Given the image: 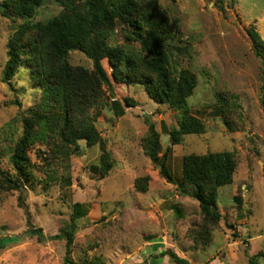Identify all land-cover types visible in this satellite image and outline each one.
I'll return each mask as SVG.
<instances>
[{"label": "rangeland", "instance_id": "rangeland-1", "mask_svg": "<svg viewBox=\"0 0 264 264\" xmlns=\"http://www.w3.org/2000/svg\"><path fill=\"white\" fill-rule=\"evenodd\" d=\"M157 1L166 10L174 35L166 47L171 65L196 75L187 106L203 122L204 132L185 135L179 144L170 145L168 133L178 126L181 112L154 102L142 86L112 81L114 95L103 87L105 104L98 108L96 121L114 159L109 175L100 179L90 170L100 155L97 144L80 141V151L70 154L67 162L54 157L52 140L47 145L34 143L28 153L36 164L35 179L22 191L23 200L16 190L0 192V237L16 238L0 250V264H63L64 241L48 237L69 220L76 202L87 212L76 220L75 262L98 258L104 264H175L158 254L172 250L193 264H247L249 255L264 250L263 63L247 32L253 27L264 41V0ZM59 11L57 4L47 0L35 20ZM20 21L0 15V166L8 170L11 149L22 132L21 114L39 98L28 69L12 79L13 89L2 81L6 42ZM123 32L118 27L110 42L124 44ZM69 60L92 67L79 51H72ZM102 62L110 75L108 62ZM219 96L228 105L229 128L216 112ZM126 97L135 106H125ZM115 99L124 108L121 116L111 109ZM146 119L160 134L159 155L171 146L166 158L171 181L161 177L143 154L140 141ZM217 151L234 152L237 165L232 182L218 189L221 219L203 248L188 236L192 224L201 222L198 202L180 196L176 188L183 155ZM46 159L56 176H70V186L46 177L52 172L47 171ZM146 175L150 177L147 190L136 191L135 179ZM174 207L179 212L175 209L174 214ZM31 225L42 229L43 241L26 233Z\"/></svg>", "mask_w": 264, "mask_h": 264}, {"label": "trees", "instance_id": "trees-1", "mask_svg": "<svg viewBox=\"0 0 264 264\" xmlns=\"http://www.w3.org/2000/svg\"><path fill=\"white\" fill-rule=\"evenodd\" d=\"M46 1L0 0L1 16L21 20L6 42L7 60L2 70V81L13 89L12 79L22 69H28L34 89L39 94L34 104L21 114L22 132L10 152L11 169L0 166V192L16 190L20 194L19 200H23L22 191L35 179L36 164L28 151L36 142L47 145L52 140L55 142L52 150L54 157L67 162L70 154L80 151V141L87 146L97 144L100 155L90 170L100 179L108 176L114 159L96 127V121L100 116L98 108L105 104L104 88L114 95L112 81L142 86L154 102L168 104L181 112L178 126L168 133L170 145L179 144L185 135L204 132L203 122L192 115L187 106V98L196 87V75L189 69L177 71L171 65L170 50L166 47H170L174 35L166 10L157 0H51L60 7V11L35 20ZM118 27L124 31V44L110 42ZM247 32L255 53L262 58L264 77V41L253 27ZM72 51L83 53L92 62L91 69L70 63ZM104 59L111 68L110 75L104 68ZM261 100L264 103V79ZM219 102L216 112L222 115L229 128L227 102H223L221 96ZM124 104L135 106L127 97ZM110 106L117 116L123 115L124 108L117 99ZM92 108H96L94 113L90 112ZM146 124L145 135L140 141L143 154L152 167L158 168L161 177L171 181L166 164L171 146H167L160 156V134L149 119H146ZM44 163L47 171L52 170L49 160ZM236 165L235 154L231 151L182 156L181 176L176 190L180 196H189L198 202L201 222L192 224L188 229L189 239L195 245L204 248L211 242L212 233L221 219L217 208L218 189L232 182ZM46 177L59 180L64 186L71 184L69 175L58 177L54 170ZM149 181L147 175L136 178L134 189L146 191ZM81 205L74 203L69 220L58 233L48 238L64 241L63 264H104L98 258L88 262L85 259L83 263L72 259L74 235L78 229L76 220L87 212L81 210ZM173 209L174 214L175 209L179 212L177 207ZM29 227L26 233L40 241L45 239L40 227ZM15 240L14 237H0V250ZM158 254L167 255L175 264H193L172 250ZM263 261L264 250L249 255L247 264Z\"/></svg>", "mask_w": 264, "mask_h": 264}]
</instances>
